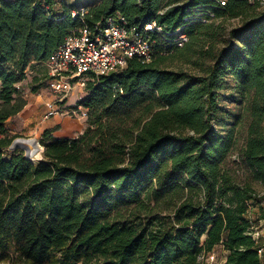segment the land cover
<instances>
[{"label": "trees", "instance_id": "trees-1", "mask_svg": "<svg viewBox=\"0 0 264 264\" xmlns=\"http://www.w3.org/2000/svg\"><path fill=\"white\" fill-rule=\"evenodd\" d=\"M76 9L0 0V262L200 264L220 247L223 264H264L246 217L258 201L251 182L264 185V0L88 6L90 25L121 14L156 21L169 38L180 28L188 40L172 51L158 42L149 62L131 58L89 78L77 104L88 108L85 129L73 137L45 129L34 163L9 148L16 136L5 123L27 104L19 83L34 67L44 72L29 92L48 88L43 63L79 26ZM176 56L197 71L169 69ZM242 130L250 182L225 165Z\"/></svg>", "mask_w": 264, "mask_h": 264}, {"label": "built area", "instance_id": "built-area-1", "mask_svg": "<svg viewBox=\"0 0 264 264\" xmlns=\"http://www.w3.org/2000/svg\"><path fill=\"white\" fill-rule=\"evenodd\" d=\"M225 2L226 0H219L220 5H225ZM87 13L88 7H79L71 11V16L78 18L79 26L64 38L61 45L43 63L49 78L50 91V97L45 103V117L66 114L86 119L88 108L83 105L65 110V100L72 83L82 86L89 78L98 79L119 72L131 58L149 62L158 42L165 43V47L172 51L182 47L188 40L187 35L180 28L175 31L173 38H169L163 26L156 21L130 23L121 14L106 16L90 25L86 21ZM200 21L205 22L206 19L201 18ZM169 51L166 50V53ZM42 151V145L37 144L35 148L29 150L28 159L32 161L41 159ZM252 207L253 202H250L246 214L250 220L248 234L257 245L258 256L262 257L264 232L262 226L258 225L259 221H254L255 218L251 214ZM204 256L205 259L214 258L213 252Z\"/></svg>", "mask_w": 264, "mask_h": 264}, {"label": "rangeland", "instance_id": "rangeland-1", "mask_svg": "<svg viewBox=\"0 0 264 264\" xmlns=\"http://www.w3.org/2000/svg\"><path fill=\"white\" fill-rule=\"evenodd\" d=\"M64 1L69 5H75L77 8H79V7L95 6L99 4L102 0H64ZM236 25H238V20L232 19L228 21L229 27L236 26ZM166 65L169 69H174V70L182 69V70H189L191 72L197 71V69L193 66V64H191V62H188L187 56H176L174 58H169L168 61L166 62ZM43 72H44V69H42L41 67L39 66L34 67V73L33 74L28 73L27 78L19 83L22 90L24 91L26 98L27 96L32 94L28 90V85H29L31 77L33 75H38V74L41 75ZM85 85L78 86V84L72 83V87L70 88L67 94V98L65 100V104H66L65 110H67L68 108L75 107L78 104V101L85 96V90H84ZM36 94H41V97L46 98V99L50 97V91L48 90L45 84L39 89V91ZM228 105L231 108L234 107L232 104H228ZM64 116H66V114ZM14 117L15 116L11 117L10 120L6 121L5 123V127L8 133L10 135L16 136L14 140L18 138H25V139L36 138L39 140L40 138L39 135L31 136L29 134V133H32L30 132L29 125H25L23 122L19 120L16 121ZM72 118H75V117H72ZM245 135L246 134L243 130L239 132L237 146L235 150L227 158L225 165L226 167H230L232 171L235 172L239 180L243 182H246V181L250 182L251 181L250 176L248 175L245 167L239 162L240 152L244 144ZM33 162L35 163L36 161H33ZM251 183H252L254 190L256 191V196L258 197V200H259V202L258 201L255 202L256 204H253L251 214L256 220L259 221L258 225L262 226L263 232H264V220H263L264 218H261L262 215H264V185L260 183H256V182H251ZM213 254H214V258L212 260L205 259V256H204L203 258H201L200 264H223L224 254H223L222 248L216 247L213 251ZM262 258H264V256H262ZM0 264H13V263H11L10 261L8 262L6 261V262H0Z\"/></svg>", "mask_w": 264, "mask_h": 264}, {"label": "crops", "instance_id": "crops-1", "mask_svg": "<svg viewBox=\"0 0 264 264\" xmlns=\"http://www.w3.org/2000/svg\"><path fill=\"white\" fill-rule=\"evenodd\" d=\"M47 100L48 98L41 97V94H30L27 96V104L25 107L15 115V120L29 125L30 132H32L29 133L31 136H40L45 129L50 128L55 129L53 135L56 137H73L83 131L86 127L85 119L72 118L69 115L45 117V103ZM8 120H10V118ZM222 251L223 254L226 255V252L224 250Z\"/></svg>", "mask_w": 264, "mask_h": 264}, {"label": "water", "instance_id": "water-1", "mask_svg": "<svg viewBox=\"0 0 264 264\" xmlns=\"http://www.w3.org/2000/svg\"><path fill=\"white\" fill-rule=\"evenodd\" d=\"M21 141H25V142H21ZM31 142V145H29L27 142ZM37 144H39V140L36 138H18L13 140L12 144L10 145V149H16V148H21L24 150V156L25 158L28 159V152L29 150L33 147H36Z\"/></svg>", "mask_w": 264, "mask_h": 264}, {"label": "bare ground", "instance_id": "bare-ground-1", "mask_svg": "<svg viewBox=\"0 0 264 264\" xmlns=\"http://www.w3.org/2000/svg\"><path fill=\"white\" fill-rule=\"evenodd\" d=\"M21 142H25V141H21ZM29 145H31V142L29 141V142H27ZM33 148H35V147H33V145H32V148L31 149H33Z\"/></svg>", "mask_w": 264, "mask_h": 264}]
</instances>
